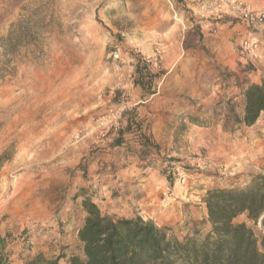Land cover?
Masks as SVG:
<instances>
[{
	"label": "rangeland",
	"instance_id": "1",
	"mask_svg": "<svg viewBox=\"0 0 264 264\" xmlns=\"http://www.w3.org/2000/svg\"><path fill=\"white\" fill-rule=\"evenodd\" d=\"M217 10L215 0H0V233L15 264L38 253L68 264L83 198L170 238H202L206 191L264 174V150L254 154L264 126L238 131V101L211 99L233 71L205 45L236 22L245 33L232 43H260L264 20L250 29ZM259 46L238 47L247 65H264ZM233 222L264 237L245 215Z\"/></svg>",
	"mask_w": 264,
	"mask_h": 264
},
{
	"label": "trees",
	"instance_id": "2",
	"mask_svg": "<svg viewBox=\"0 0 264 264\" xmlns=\"http://www.w3.org/2000/svg\"><path fill=\"white\" fill-rule=\"evenodd\" d=\"M2 72H0L1 75ZM242 118L236 125L251 127L264 113V81L243 88ZM75 199V198H74ZM210 230L202 238L182 241L170 238L164 229L140 217L102 215L89 198L80 202L85 214L77 230L76 253L68 264H264V237L259 241L240 215L264 229V174L250 176L241 187L208 189L203 198ZM10 235L0 233V264H11ZM65 256L38 253L22 264H59Z\"/></svg>",
	"mask_w": 264,
	"mask_h": 264
},
{
	"label": "crops",
	"instance_id": "3",
	"mask_svg": "<svg viewBox=\"0 0 264 264\" xmlns=\"http://www.w3.org/2000/svg\"><path fill=\"white\" fill-rule=\"evenodd\" d=\"M225 32L226 34L224 35L219 33V35H217L213 40H206L205 45H207V47L211 49L213 53L214 61L220 63L223 70H225L226 72L233 71L231 73L232 77L226 78L225 75L223 77H217L215 80L217 84L214 85L213 90L211 92L212 94L210 96L211 99L219 96H221L222 98L225 97L224 99H226L228 102H229L228 99L231 98V101L229 102L230 104H232L234 101H238L239 118L241 119L244 110L243 88L251 84L260 85L261 82L264 81V65L262 64V60L256 59V60H251L252 66H250L249 64L247 65L245 63V60H243L242 57H240L241 52L238 47H240L241 45L239 44V46H237L236 43L231 42L233 35L237 36L236 39L238 40L239 36H242L243 33H245V31L243 32L241 30L237 22L230 29V31H225ZM255 35L260 40V46H259L260 55L259 54L258 55L259 57H262L264 56V25L259 27ZM211 61L213 62V60ZM236 71L238 72L236 73ZM181 92H182L181 89H179V91L176 90L175 95ZM162 100H164V98ZM148 102H150V99L144 101L143 105H146ZM153 104H155L156 106V101L150 102V107L153 108ZM163 107L164 110L166 111L164 104ZM263 126H264V113L260 115L257 122L251 127L238 125V129H239L238 131H243V130L248 131L253 129L258 131ZM255 143H259L257 144L256 150H254L255 156H257L260 153L259 150L260 151L264 150V142H258L256 140ZM260 145H262L261 149L258 148ZM13 261L14 260L11 257V264H15Z\"/></svg>",
	"mask_w": 264,
	"mask_h": 264
},
{
	"label": "built area",
	"instance_id": "4",
	"mask_svg": "<svg viewBox=\"0 0 264 264\" xmlns=\"http://www.w3.org/2000/svg\"><path fill=\"white\" fill-rule=\"evenodd\" d=\"M215 3L220 14L229 15L245 23L250 29L264 20V11L253 10L244 0H215ZM259 44L256 38L248 35L241 43V50L245 54L251 53L258 48ZM179 176L182 177V173H179ZM184 181L182 177V182Z\"/></svg>",
	"mask_w": 264,
	"mask_h": 264
},
{
	"label": "water",
	"instance_id": "5",
	"mask_svg": "<svg viewBox=\"0 0 264 264\" xmlns=\"http://www.w3.org/2000/svg\"><path fill=\"white\" fill-rule=\"evenodd\" d=\"M259 224L261 225V223L259 222Z\"/></svg>",
	"mask_w": 264,
	"mask_h": 264
}]
</instances>
